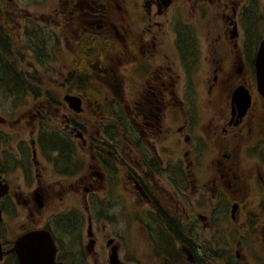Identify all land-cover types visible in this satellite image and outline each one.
Instances as JSON below:
<instances>
[{
	"label": "flooded vegetation",
	"instance_id": "flooded-vegetation-1",
	"mask_svg": "<svg viewBox=\"0 0 264 264\" xmlns=\"http://www.w3.org/2000/svg\"><path fill=\"white\" fill-rule=\"evenodd\" d=\"M24 1L25 6L21 5L22 0H0V53L3 49L12 53L10 70L0 74V83H11L19 92L35 90L33 99L43 98L37 104L35 116L54 118L62 129L58 135L69 141H50L38 133L28 147H20L21 156L17 159L25 161L18 164L25 170L24 182L33 176L36 180L28 190L15 185L13 178L8 177L12 163L8 164L0 154V181L8 185V192L0 200V222L6 223L3 219L6 203L11 209L16 204L23 205L31 217L42 215L48 206L49 194L55 188L46 179V173L54 172L42 162L47 150H54L59 171L79 179L76 190L84 197L79 212L86 220L69 217L67 214L72 209L69 208L55 217L53 211L43 214L39 225L24 229L14 241L4 239L0 229L4 251L0 264H20L17 253L10 250L21 235L35 230L51 234L57 264H112L114 249L120 264H130L125 251L137 246L138 255L144 256L140 251L146 245L154 257L169 264H204L208 254L202 244L191 237L178 240L181 235L177 230L186 228L184 225L191 221L209 227L212 212L208 206L192 214L193 208L185 198L189 192H196L202 197L201 204L207 206L209 190L213 198L223 195L224 190L220 184H211L210 189V184H202L207 187L204 191L200 185L194 188L189 183L194 174L192 142L196 141L193 131L197 121L193 115V118L184 116L191 101H198L199 89L206 81L210 101L216 104L230 101V113L222 106L219 114H213L207 121L208 132L219 134L221 142L227 143L259 124L263 111L256 106L259 98L264 104V96L259 93L257 82L255 87L254 76L256 55L264 38L256 50L252 48L251 56L243 49L247 29H252V22L248 27L251 21L248 14L251 16L258 0H57L50 13L47 0H31L33 4ZM10 35L15 37L14 45ZM67 36L76 37V47L66 62V58L59 56L52 63L54 66L45 67L41 53L49 40L59 45ZM59 47L63 51V46ZM23 49L35 56L30 65L25 64L20 70L15 57H20L24 65ZM49 54L47 51L46 56ZM50 84H58L59 89L70 85L69 92L64 90L61 95L57 90L50 94L45 87ZM241 86L251 96L244 116H239L238 108L232 105L233 93ZM254 88L259 95L253 92ZM66 96L79 99V109L71 106ZM217 116L219 119L214 122ZM178 119L182 123L179 130ZM183 127L188 133L193 132L184 137L187 145L191 142V159L186 157L189 152L179 160L166 156L170 148L163 145L165 139L179 131L173 143L182 141ZM230 154L225 152L218 160L219 181L227 184L225 192L232 186L237 187L241 179L240 162H230ZM258 154L264 160L262 152ZM80 161L88 164L84 173ZM262 165L264 169V161ZM260 167L251 181L259 195L264 196V170ZM161 170L175 185L177 180L185 179V185L175 190L174 205L162 204ZM130 195L141 203L142 209L147 207L148 211L143 213L150 222L162 224L171 231L174 242L161 243L159 235L149 232L139 218L136 219L138 227L130 228L138 232L129 233L123 215V231L117 230L111 214L114 199L121 196L123 206L117 211L122 212L128 207ZM13 196H17L16 200ZM235 204L240 213L243 201L233 200L231 210ZM256 206L264 208V205ZM59 217H63L61 221ZM178 243L181 250L175 254ZM243 253L248 255L240 240L236 258L242 260Z\"/></svg>",
	"mask_w": 264,
	"mask_h": 264
},
{
	"label": "rangeland",
	"instance_id": "rangeland-1",
	"mask_svg": "<svg viewBox=\"0 0 264 264\" xmlns=\"http://www.w3.org/2000/svg\"><path fill=\"white\" fill-rule=\"evenodd\" d=\"M33 4L31 0H26ZM48 5L47 8L50 7L49 13L52 11L51 8L56 7L57 0H47ZM25 1L22 0L21 5L25 6ZM264 0H258L257 7L254 11H251L248 14V18L251 20L248 27L252 29H247V36L245 38L244 50L247 51V56L251 52L252 48H256L259 46L260 41L264 38V13H263V5ZM47 8H45V12H47ZM27 11H25L26 13ZM256 14V22H255V14ZM51 21L53 18H50ZM53 22V21H52ZM8 25V24H7ZM243 26V20L242 25ZM58 27L56 26L53 30H56ZM49 38L51 36L49 35ZM10 39L13 41V45L15 37L10 35ZM65 41H62L59 45H56L53 40H49L46 50H43L41 53V59L43 60L46 66H54L52 64L56 58L62 56L63 59L66 60L71 54V50L76 47L74 36H67L64 38ZM52 47H49L51 46ZM63 46V51L61 47ZM16 47V46H14ZM49 47V48H48ZM248 47L250 49H248ZM24 56H22L24 65L22 64L20 57H15L17 61L18 69H24L25 64L30 65L31 60L35 55H32L30 51H25L23 49ZM9 51V52H8ZM50 54L46 56V52ZM10 53V55H9ZM9 56V57H7ZM35 62V60H34ZM0 74L3 75L5 70L9 69V64H12V53L10 50L3 49L0 53ZM240 66L237 67V69ZM249 67V66H247ZM12 71V67H11ZM68 69L65 70L67 72ZM238 71V70H237ZM2 77H0L1 79ZM53 78L57 79V76ZM238 80V79H237ZM239 81V80H238ZM242 82V81H241ZM256 78L254 76V85L256 87ZM13 84H5L0 83V154L4 156L7 160L8 164L13 166L11 168V174L8 176L9 178H13V183L15 185H21V187L25 190L33 188L36 180L35 177L27 178L25 170L19 163H25L24 160L20 161L17 157L20 155V150H22L21 146H29V142L35 140L38 136V133L42 137L47 136L50 141L64 140L69 141L67 138H63L58 135L61 132V126L57 123L54 118L51 117H42L35 116L37 113V104L39 100L43 98H39L34 100L35 90L33 92L29 89V91H21L16 90V87ZM24 86V85H23ZM46 88L49 89L50 94L56 93L55 91L59 90L60 94H64L65 92H69L70 85L66 86V88L59 89L58 84H50L45 85ZM208 84L206 85V81L200 87V94L197 98L198 101H195L189 107L187 114L184 117L188 116L196 119L197 124L194 128L196 141L192 142L193 149V157H194V174L192 182L189 181L190 184L194 188L200 185L202 190H206V186H202V184H210L209 189L212 187L211 184H220L224 191V194L218 195L217 198H213L212 192L209 190L207 194L208 205L203 206L201 204L202 197L196 192H189L188 196H186L185 200L188 201V204L192 206V214H195L198 211L205 210L208 206L209 212L211 214L212 224L209 227L204 228L202 223L197 224L195 221H191L188 225H184L186 228L178 227V234L181 235L178 240L188 239V237L194 238L196 241H199L203 249L208 254V257L203 261L204 264H264V208H257V204L264 205V196L259 195L256 188L253 186L252 176L255 174L257 169L261 165V169L263 167L262 162L264 160L259 159L260 154L264 157V104L262 103V98H259V103L256 106L257 109L263 111L261 116L259 117V124H257L251 131L248 130L241 137H237L234 140L232 139L230 142L223 143L221 142L219 134H214L212 132H208L207 121H210L213 117V114H219L222 106L228 109L230 113V101L227 102H218L209 100L211 95L207 92ZM18 88V87H17ZM236 92V91H235ZM233 93V96L235 94ZM253 92L256 95V88L253 89ZM32 93V95H31ZM203 94V95H202ZM202 95V96H201ZM34 98V99H33ZM47 102V101H44ZM181 111L183 110L180 109ZM227 111V110H226ZM206 114L204 118L201 116ZM246 114V113H245ZM85 116V115H84ZM44 121H43V120ZM219 119V116L215 119L216 122ZM200 120V122H199ZM202 120H204L202 122ZM178 124H176L177 130L182 125L178 119ZM202 122V123H201ZM204 125L205 128H200V126ZM183 135L182 141L174 142V138L179 136V131L175 136H167L163 145L165 147L170 148V153L168 155H172L175 159H184L186 153L189 152V155L186 157L190 158V145H187L185 141V135L188 133V130L183 127ZM191 130V129H190ZM198 130V131H197ZM193 132L188 134H193ZM173 134V133H172ZM194 139V138H193ZM223 139V138H222ZM224 144H230L229 146H224ZM228 151V152H227ZM195 152V153H194ZM230 154V162L235 163L240 162V182L237 183V187L232 186L228 191L227 184L222 180L219 181L220 172L219 168L221 166L218 165V160L221 158V155L224 153ZM49 160L46 158V156ZM44 155L45 161L43 159V163L46 164L54 173H46V179L53 184V188L55 190H51L48 199V206L43 210L42 215H35V217L29 216L25 207L21 204H16L13 209L9 207L6 203V215L4 216V222H0L1 230L3 232L4 239L9 241H14L21 232L30 227H35L42 222L43 214H48L53 211L54 217L56 215L61 214L62 212L67 211L69 208H72L71 211L67 214L69 217H77L83 221L86 219L81 215L79 209L82 210L83 207V199L84 197L81 194L77 193V188L79 184V179L74 177L73 175L69 176L68 174H64L62 171H59L57 168L58 162L55 160V152L54 150H47V153ZM86 157L85 154H82V157ZM87 158V157H86ZM65 159V157H63ZM191 159V158H190ZM68 161V160H67ZM6 163L5 160H3ZM47 162V163H46ZM228 162V161H227ZM82 167V173L88 167V164L85 161H80ZM264 169H262L263 171ZM160 177V186L162 187V195L163 202L169 205H174L175 199L177 197V193L175 190H180L184 184V180H177L178 185H175L168 178L167 174L163 172V170L159 173ZM219 182V183H218ZM223 183V184H222ZM66 189V190H65ZM68 190V191H67ZM75 190L71 193V191ZM17 196H13V199L16 200ZM240 199L243 201V205L240 209V213H236V217L233 218L231 205L233 200ZM115 207L114 212L119 210L123 206V201L121 200V196L114 199ZM174 202V203H173ZM125 203V202H124ZM137 203L136 199L133 196H128L126 210L119 212L116 214L111 213L113 216L114 223L117 230L123 231L121 228L125 224V219H121L122 215L126 218V226L129 227V233L138 232V230H130L131 227H138V222L143 221L149 232H154V235H159L161 239V243L163 244L166 241L174 242L172 238L171 231H169L162 224H155V222H150L148 216H146L143 211H148V209H142ZM49 207V208H48ZM48 208V209H47ZM181 209V208H180ZM186 212V210L181 209ZM51 215V216H52ZM66 215V216H67ZM101 215H108V213H101ZM65 217V216H64ZM68 217V218H69ZM117 217V220H116ZM63 217H59V221L62 220ZM139 218V221L136 219ZM2 219V218H1ZM0 219V220H1ZM57 219V218H56ZM54 219L52 222L56 221ZM67 219V218H66ZM106 220V218H105ZM103 231V228H101ZM242 240V243L246 246V252L248 255L243 253V259L238 260L235 256L236 247L238 242ZM8 245H12V242ZM114 249V248H113ZM116 251V249H114ZM179 250H181V245L178 243V249L174 248V253L179 254ZM114 251V252H115ZM144 256L138 255L137 246L130 247V250L125 251V257L130 261V264H169L163 259L159 257H154L153 251L149 250L146 245L145 250L140 251ZM106 256V252L105 255ZM156 256V255H155ZM93 262L92 259H88ZM13 263V261H11ZM121 263V262H120ZM85 264V263H84Z\"/></svg>",
	"mask_w": 264,
	"mask_h": 264
},
{
	"label": "water",
	"instance_id": "water-1",
	"mask_svg": "<svg viewBox=\"0 0 264 264\" xmlns=\"http://www.w3.org/2000/svg\"><path fill=\"white\" fill-rule=\"evenodd\" d=\"M257 89L264 96V39L260 43L259 50L255 59ZM65 99L75 109H79V99L74 96H66ZM251 96L247 88L239 87L233 98L232 105H236L239 116H244L249 109ZM8 192V185L0 181V200L2 196ZM237 205H233L232 215L235 218ZM2 211L0 208V219ZM10 251H15L18 255L20 264H57L55 261V246L51 234L46 230H35L21 235L16 241L14 247ZM4 251L0 242V260L3 259ZM112 264H120L116 252L112 255Z\"/></svg>",
	"mask_w": 264,
	"mask_h": 264
}]
</instances>
